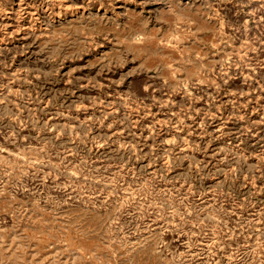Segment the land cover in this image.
Masks as SVG:
<instances>
[{
	"label": "rangeland",
	"instance_id": "374dc122",
	"mask_svg": "<svg viewBox=\"0 0 264 264\" xmlns=\"http://www.w3.org/2000/svg\"><path fill=\"white\" fill-rule=\"evenodd\" d=\"M0 264H264V0H0Z\"/></svg>",
	"mask_w": 264,
	"mask_h": 264
}]
</instances>
